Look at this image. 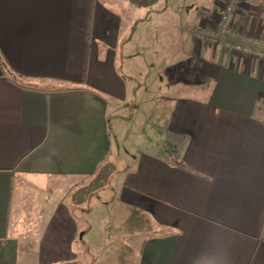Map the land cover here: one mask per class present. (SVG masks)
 <instances>
[{
	"label": "crops",
	"instance_id": "crops-1",
	"mask_svg": "<svg viewBox=\"0 0 264 264\" xmlns=\"http://www.w3.org/2000/svg\"><path fill=\"white\" fill-rule=\"evenodd\" d=\"M222 9V0L193 10L188 0H0V264H84L83 217L66 203L93 187L69 192L63 181L103 176L98 186H114L141 240L127 246L130 264H264V63L198 43V26L211 33ZM232 18L264 37V0ZM174 56L197 65L191 90L201 96L166 105L164 149H120L113 120L140 90L139 63H163L167 76ZM119 153L128 155L117 164ZM37 179L54 183L30 250L17 235L27 180Z\"/></svg>",
	"mask_w": 264,
	"mask_h": 264
},
{
	"label": "rangeland",
	"instance_id": "rangeland-1",
	"mask_svg": "<svg viewBox=\"0 0 264 264\" xmlns=\"http://www.w3.org/2000/svg\"><path fill=\"white\" fill-rule=\"evenodd\" d=\"M196 6V0H188V8L193 10ZM148 16V15H147ZM152 53L154 47L147 48ZM144 56L149 61L150 54ZM142 57V56H141ZM143 62L139 63L141 68L137 93L132 94L128 103L119 116L113 120L114 128L117 130V141L119 148L122 150H132L133 148L140 151L158 150L165 148V119L162 117L166 114V105L171 107L172 103L182 97L190 96L193 98L201 95L192 93V86H196L190 66L180 61L179 57L174 56L171 68L167 70L170 74L164 75V64L160 62ZM154 65L151 74H147L148 64ZM122 66L121 63H118ZM146 70V71H145ZM162 71V73H161ZM160 75L162 76L160 78ZM188 78V79H187ZM132 83V82H131ZM135 84V82H134ZM194 84V85H193ZM137 87V86H136ZM194 90V89H193ZM187 93V95H185ZM118 128V129H117ZM128 153H119V159L115 157L114 163H121L122 159ZM127 159V158H126ZM94 181L66 179L63 181V189L73 192L76 188L85 187L89 190L88 197L79 204H73L68 201L66 204L72 208L76 215L82 216V232L87 233L84 241H78L80 247L86 248L84 264H130L132 262V248L137 250L141 240L137 236L131 235L130 228L123 224V217H129L127 212H123L120 204L118 192L114 186L107 185L106 188L99 187L105 184L104 176L93 178ZM27 186L22 198L24 207L19 219L18 234L24 238V242H29V249L35 246L38 233L43 231L45 219L42 217V207L44 196L42 190L53 183L51 181L27 180ZM19 188V186H18ZM19 192V191H18ZM76 192V191H75ZM46 194V200L52 201L51 193ZM48 202V201H47ZM90 212V215H88ZM147 234V232H145ZM145 236V235H144ZM26 240V241H25ZM129 251L130 254L127 253Z\"/></svg>",
	"mask_w": 264,
	"mask_h": 264
},
{
	"label": "built area",
	"instance_id": "built-area-1",
	"mask_svg": "<svg viewBox=\"0 0 264 264\" xmlns=\"http://www.w3.org/2000/svg\"><path fill=\"white\" fill-rule=\"evenodd\" d=\"M245 2L246 0H222L223 9L215 17L213 31L208 33L202 26H198L196 38L200 44H221L239 57L264 63V37L257 32L246 31L233 22L232 17Z\"/></svg>",
	"mask_w": 264,
	"mask_h": 264
},
{
	"label": "clouds",
	"instance_id": "clouds-1",
	"mask_svg": "<svg viewBox=\"0 0 264 264\" xmlns=\"http://www.w3.org/2000/svg\"><path fill=\"white\" fill-rule=\"evenodd\" d=\"M203 264H228L227 257L208 256L204 258Z\"/></svg>",
	"mask_w": 264,
	"mask_h": 264
},
{
	"label": "trees",
	"instance_id": "trees-1",
	"mask_svg": "<svg viewBox=\"0 0 264 264\" xmlns=\"http://www.w3.org/2000/svg\"><path fill=\"white\" fill-rule=\"evenodd\" d=\"M4 68H5V66H4ZM16 77H17V75H13V77H12V78L16 80Z\"/></svg>",
	"mask_w": 264,
	"mask_h": 264
}]
</instances>
